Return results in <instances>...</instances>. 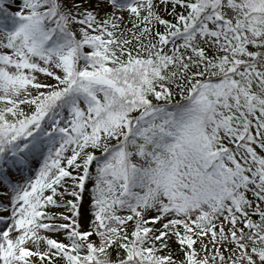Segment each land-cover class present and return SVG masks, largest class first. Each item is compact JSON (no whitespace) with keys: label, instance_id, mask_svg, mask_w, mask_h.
<instances>
[{"label":"snow or ice","instance_id":"snow-or-ice-1","mask_svg":"<svg viewBox=\"0 0 264 264\" xmlns=\"http://www.w3.org/2000/svg\"><path fill=\"white\" fill-rule=\"evenodd\" d=\"M0 264H264V0H0Z\"/></svg>","mask_w":264,"mask_h":264}]
</instances>
